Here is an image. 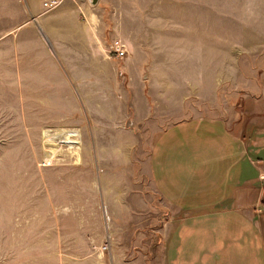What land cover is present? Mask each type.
Segmentation results:
<instances>
[{"label":"rangeland","instance_id":"1","mask_svg":"<svg viewBox=\"0 0 264 264\" xmlns=\"http://www.w3.org/2000/svg\"><path fill=\"white\" fill-rule=\"evenodd\" d=\"M74 1L93 41L56 52L38 23L53 52L30 68L19 0H0V264H165L154 142L199 118L264 125V0Z\"/></svg>","mask_w":264,"mask_h":264},{"label":"crops","instance_id":"2","mask_svg":"<svg viewBox=\"0 0 264 264\" xmlns=\"http://www.w3.org/2000/svg\"><path fill=\"white\" fill-rule=\"evenodd\" d=\"M78 7L67 0L43 17L40 0H19L15 40L30 68L42 67L44 51L53 52L38 23L46 24L56 52L70 44L82 48L83 30L93 41L96 30L83 24ZM14 30L5 37L12 41ZM87 47L96 53L100 46ZM235 125L199 118L170 125L155 140L153 181L166 203L165 264H264V125L237 134Z\"/></svg>","mask_w":264,"mask_h":264},{"label":"built area","instance_id":"3","mask_svg":"<svg viewBox=\"0 0 264 264\" xmlns=\"http://www.w3.org/2000/svg\"><path fill=\"white\" fill-rule=\"evenodd\" d=\"M65 1L67 0H40L43 11H50L57 9L60 7ZM112 51L116 54L117 57H123L126 53V49L122 44H116V46H113Z\"/></svg>","mask_w":264,"mask_h":264},{"label":"water","instance_id":"4","mask_svg":"<svg viewBox=\"0 0 264 264\" xmlns=\"http://www.w3.org/2000/svg\"><path fill=\"white\" fill-rule=\"evenodd\" d=\"M92 4H97L98 0H90Z\"/></svg>","mask_w":264,"mask_h":264},{"label":"bare ground","instance_id":"5","mask_svg":"<svg viewBox=\"0 0 264 264\" xmlns=\"http://www.w3.org/2000/svg\"><path fill=\"white\" fill-rule=\"evenodd\" d=\"M50 135H52V134H50ZM50 135H49V136H50ZM52 136H53V135H52Z\"/></svg>","mask_w":264,"mask_h":264}]
</instances>
